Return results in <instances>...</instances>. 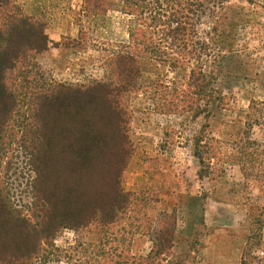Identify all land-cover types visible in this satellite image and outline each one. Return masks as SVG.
<instances>
[{"label": "rangeland", "instance_id": "374dc122", "mask_svg": "<svg viewBox=\"0 0 264 264\" xmlns=\"http://www.w3.org/2000/svg\"><path fill=\"white\" fill-rule=\"evenodd\" d=\"M25 1L0 7V29L5 15L41 20ZM47 1L34 0V8L69 19L71 0L56 1L57 16ZM81 1L82 51L55 60L31 53L10 76L16 99L0 129V202L37 230L29 264H137L144 241L157 244L160 231L177 226L193 237L187 251L180 241L175 253L165 251L169 264H232L234 252L240 264L255 230L264 243V0H226L214 17L202 15L196 40L204 50L187 65L177 63L179 50L162 28L149 29L157 45L134 85L114 66L119 54L136 53L132 36L145 30L129 0ZM197 67L215 79L221 108L211 109L216 94L190 95ZM102 86L121 89L111 100L114 114L97 94L35 98ZM127 194L135 205L126 204ZM140 222L150 233L138 246L126 233ZM5 228L0 223L5 248L21 245L17 231ZM263 250L255 254L264 260Z\"/></svg>", "mask_w": 264, "mask_h": 264}, {"label": "trees", "instance_id": "16d2710c", "mask_svg": "<svg viewBox=\"0 0 264 264\" xmlns=\"http://www.w3.org/2000/svg\"><path fill=\"white\" fill-rule=\"evenodd\" d=\"M225 1L226 0H129V8L134 13H137L139 21L141 22L140 26L145 28V30L138 29L134 33V36H132V42L134 43L133 49L136 53L130 54L124 52L117 57L114 66L118 74L125 75L126 82L133 85L136 78L141 75V61L150 59V54L154 53L157 45L156 42L153 41V33L148 31L149 29L162 28V32H166V35L173 39L174 46L179 50L178 57L180 59L176 60L177 63L182 62L183 65H187L190 60L198 58V48L200 49L199 51L204 50L203 45L200 46V43L196 40L198 38L196 27L199 24L200 17L202 15H207L206 12H210L213 15L212 17H214L218 9L219 11L222 9ZM8 4L9 0H0L1 8L8 6ZM5 16L6 19L4 23H2V29H0V129L8 118L11 109L15 106L16 94L14 86L10 83V76L16 71L21 73L19 69L21 67L23 68L28 59V55L31 53L41 54L47 49L49 43L48 37L45 34L46 28L42 22H33L32 19L22 16ZM70 44L71 43L68 42L65 46L69 48ZM189 81L188 89H193L190 95L194 97L202 96L212 98V95L216 94L218 96L215 100L218 104L211 106V109H218L224 106L222 102L223 98L220 97V93L216 92L213 88L215 79L205 74L201 68L197 67L196 69H192ZM129 88L130 86L124 85L122 91H128ZM120 93L121 89L120 91L116 89L108 90L103 86L101 89L93 88L87 91L78 90L76 93H73L72 90L59 87L46 90L41 97L36 96L35 98L39 101H60L62 98L63 101H65L70 99L73 100V96L88 99L89 95L97 94L99 100L103 101L105 98V102L108 103L107 107L109 106L108 111L110 110V112L114 114L117 110H114L115 106L111 100L114 96H119ZM177 95L179 96L175 97L176 100L185 98L184 94L177 93ZM109 132L111 133V131ZM195 156L203 166L204 160H202V156L198 152L195 153ZM205 174L201 172V179L206 177ZM116 193H118V191ZM118 198L120 197H116L115 199ZM126 198V204L129 202L135 205L136 202L133 200V195L127 194ZM0 223L4 228L6 227L17 231V234L20 235L22 239L21 245L16 243L17 245H13L8 249L5 248L6 243L2 240L0 241V264H29L28 261L32 253L30 246L36 244V241H39L37 239V230L34 229L30 221L13 214L11 209L2 202H0ZM112 223H114V221L110 222V224ZM83 225H85V221L73 225V227L80 228ZM131 233L133 235H147L150 231L143 230L142 223L140 222L134 231H130L126 234ZM159 233L160 238L155 239L157 244L153 242L154 246L148 258H141L137 264H161L166 257L165 251H171L174 244L175 228L170 232L163 229ZM51 235L52 234L48 232L44 239H47V237ZM251 235L242 254L240 264L264 263V260L261 259L258 254H255L261 247L264 249V243L261 242V233L259 230H255ZM120 241L122 243V239ZM120 246L122 247V244ZM153 254H155L156 257L154 259L152 258ZM160 256H164L163 259H160ZM125 263L131 264L129 262Z\"/></svg>", "mask_w": 264, "mask_h": 264}, {"label": "crops", "instance_id": "0c3cea01", "mask_svg": "<svg viewBox=\"0 0 264 264\" xmlns=\"http://www.w3.org/2000/svg\"><path fill=\"white\" fill-rule=\"evenodd\" d=\"M33 1L34 0H26L22 6L25 8V10L30 15L36 17L37 19L38 18L41 19L39 21L42 22L46 28V33H47L46 35L48 37L49 43H48L47 49L40 54V57H48L51 60H55V59H59L60 57H63L64 54L70 50H78V51L80 50V52H81L83 49V46L86 42V40L84 38V35H86V30L83 29V26L80 24L79 18L77 17V16H79L80 11H81V6L78 4V2L79 1L82 2V1L81 0H71L73 2L72 4H70L72 9H70V8L67 9V12H68L67 16H69L68 20H64L60 17L59 18L58 17L51 18V16H52L51 12H47V11H45L43 13L39 12L38 10H36L34 8ZM56 1L57 0H48L46 3H44V5L53 6V7L55 6L56 9H54V8L52 9V11L55 14L54 16H57V14H59V10L61 9V8L58 9L56 7V5H57ZM107 12L108 11H106V14H107ZM95 16L99 17L100 14H96ZM65 42L71 43L69 45L70 46L69 48L64 45ZM137 237H138V240L135 242H137V244L139 246V244H141L140 242L142 241L139 239L140 238L146 239V236L143 234H136L135 238H137ZM191 237H193L191 232L185 231L183 227L177 226L175 228L174 246L172 247V251L174 252L175 249L177 248V245H176L177 241H180V243H179L180 248H182V246H184V250L187 251V248L189 249V246H191V242H189L188 245L186 243L188 241V238L190 239ZM142 244H143L144 248H143L141 254L139 255V257L146 259V258H148L149 254L151 253V250L153 248V241H151V240H149L148 242L144 241ZM185 246H187V247H185ZM220 247H221V243H218L216 245H212V246L210 245V248L208 250L213 252L214 249L218 250V249H220ZM229 249H230L229 253H231L232 250H231V248H228V250ZM232 249H233V247H232ZM131 252H133V251L131 250ZM178 252H180V251H178ZM234 253H232V259H231L232 264H239V262H238L239 256L238 255L240 254V252L238 253V255H236V258H238V260L236 262H235V254ZM236 253H237V251H236ZM192 254H194V253H192ZM126 255H128V252L126 253ZM132 255H134V257L138 256V255L133 254V253H132ZM169 261H170V257L165 258L161 262V264H169ZM123 264H128V263H123Z\"/></svg>", "mask_w": 264, "mask_h": 264}]
</instances>
